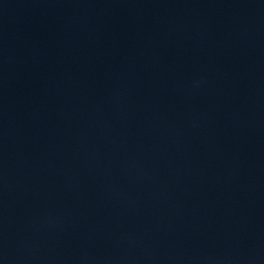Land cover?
Listing matches in <instances>:
<instances>
[{
    "label": "water",
    "instance_id": "1",
    "mask_svg": "<svg viewBox=\"0 0 264 264\" xmlns=\"http://www.w3.org/2000/svg\"><path fill=\"white\" fill-rule=\"evenodd\" d=\"M0 264H264V0H0Z\"/></svg>",
    "mask_w": 264,
    "mask_h": 264
}]
</instances>
